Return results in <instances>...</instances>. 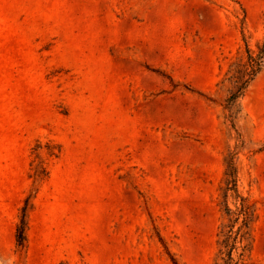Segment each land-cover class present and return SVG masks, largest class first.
<instances>
[{
    "label": "rangeland",
    "instance_id": "obj_1",
    "mask_svg": "<svg viewBox=\"0 0 264 264\" xmlns=\"http://www.w3.org/2000/svg\"><path fill=\"white\" fill-rule=\"evenodd\" d=\"M244 39L257 56L264 0H0V264H173L159 236L181 264H223L234 153L257 209L246 264H264V60L227 102Z\"/></svg>",
    "mask_w": 264,
    "mask_h": 264
},
{
    "label": "trees",
    "instance_id": "obj_2",
    "mask_svg": "<svg viewBox=\"0 0 264 264\" xmlns=\"http://www.w3.org/2000/svg\"><path fill=\"white\" fill-rule=\"evenodd\" d=\"M244 40L248 58V67L244 70V72L240 70L238 71L241 72L240 79H244L245 81L237 93L231 92L229 94V97L227 99L228 106H231L239 97L242 96L249 83L260 72L264 60V39L257 56H254L252 54L246 39ZM230 117L232 118V115ZM232 126L233 128L235 127L234 121H232ZM42 148V143L38 141L33 147V151H37ZM46 148L50 157H57V148L53 143L47 144ZM58 150L60 151V149ZM235 155V153L231 154L226 159V165L228 169L227 175L229 177V181L227 182V186L223 190V198L228 222L221 226L220 232L218 234V257L221 259L223 264L247 263L248 254L251 250V242L253 240L252 226L257 219V209L255 203H253L249 197H244L237 193V168L235 163ZM48 175L49 172L47 170V167H43L37 171L36 177L46 179ZM231 192L237 193L238 206L235 209H232L228 204V198ZM32 198L33 195L29 194V196L25 199L23 206L19 210L18 222L16 224L15 232L16 248L19 251H26L29 244V211L33 208V205L31 204ZM158 238L163 244L171 262L173 264H181L169 251L163 238L160 236ZM216 264L219 263L217 262Z\"/></svg>",
    "mask_w": 264,
    "mask_h": 264
}]
</instances>
